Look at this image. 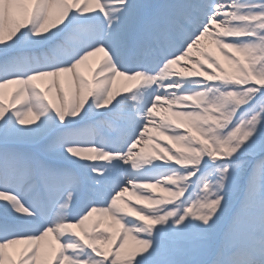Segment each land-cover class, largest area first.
Masks as SVG:
<instances>
[{"label":"snow or ice","instance_id":"obj_1","mask_svg":"<svg viewBox=\"0 0 264 264\" xmlns=\"http://www.w3.org/2000/svg\"><path fill=\"white\" fill-rule=\"evenodd\" d=\"M0 264H264V0H0Z\"/></svg>","mask_w":264,"mask_h":264},{"label":"rangeland","instance_id":"obj_2","mask_svg":"<svg viewBox=\"0 0 264 264\" xmlns=\"http://www.w3.org/2000/svg\"><path fill=\"white\" fill-rule=\"evenodd\" d=\"M15 86H10V88L6 91L10 92L12 90V88H14Z\"/></svg>","mask_w":264,"mask_h":264}]
</instances>
